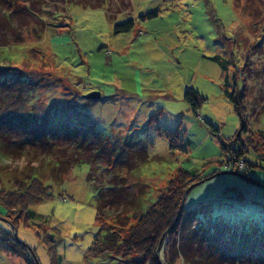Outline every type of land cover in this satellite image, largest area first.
<instances>
[{"label": "rangeland", "instance_id": "374dc122", "mask_svg": "<svg viewBox=\"0 0 264 264\" xmlns=\"http://www.w3.org/2000/svg\"><path fill=\"white\" fill-rule=\"evenodd\" d=\"M98 1L97 7L21 1L16 15H34L32 23L23 40L0 47L1 66L26 81L23 91L31 89L17 98L11 93L19 86L0 91L7 99L3 110L22 112L36 124L49 111L71 125L78 118L86 142L101 139L111 159L104 167L96 147L65 160L56 153L0 156V246L23 250V242L28 250L23 256L0 252V264H130L114 251L93 249L120 243L134 216L159 196L178 197L173 180L180 169L191 174L185 186L196 182L180 195V206L199 221L210 215L235 227L219 237L222 245L232 238L258 248L264 241V0ZM127 20L132 28L116 32ZM216 56L224 67L210 58ZM190 88L203 96L196 111L184 98ZM225 88L243 108L247 130L238 138L239 116ZM92 91L100 97L84 96ZM33 121L32 132L18 126L16 139L5 144L11 148L34 135ZM30 177L52 195L26 212L20 205L6 208L8 191H20ZM110 192L135 201L136 209L109 207ZM248 229L261 231L260 243L257 235L244 240L237 234ZM194 263L209 264L206 257L183 255L174 262Z\"/></svg>", "mask_w": 264, "mask_h": 264}, {"label": "trees", "instance_id": "16d2710c", "mask_svg": "<svg viewBox=\"0 0 264 264\" xmlns=\"http://www.w3.org/2000/svg\"><path fill=\"white\" fill-rule=\"evenodd\" d=\"M21 1L24 0H0V47L23 40L24 31L27 32L25 28L32 23L31 19L33 17L31 16L34 15H26L27 13L24 15L23 12L16 15V13L20 11L15 9L19 7ZM25 1L33 6H35V4L40 5L41 2L45 3V0ZM68 1L91 7H97L103 2L98 0L95 2H92L93 0ZM237 2H239V0H237ZM156 13V11L150 12L146 15H141V17L152 16ZM13 22L20 23V27L17 28L16 25L14 27L12 24ZM42 24L43 22L40 23L39 30L44 29V25ZM132 26V21L127 20L116 24L115 31H128ZM33 28L37 29L38 26H34ZM210 58L218 61L224 67L225 63L217 56ZM11 69V66H1L0 63V91H3L5 88H10L9 86H19V91L15 93L12 92V95H10L14 98H17L21 94L24 96L31 89L27 87L26 90L23 91V88L20 87H22V83L26 81L21 80L16 75H12L13 72ZM224 92L230 100L235 103L236 111L239 116L240 127L235 135V138H238L240 132H246L247 130L244 124L243 108L235 99L234 93H230L226 88ZM5 97L6 96L2 94L0 95V140L3 145V149H0L1 157H11L10 154L21 153H30V155H32L31 158H34L35 155L38 158L40 156L46 157V155L54 157L56 153L57 157L54 158H58L59 160H65L67 158L75 159V157H73L75 154L81 153L82 155L84 154L83 156L89 155V150L96 147L97 157L102 159L100 162L103 163L104 167L110 164L111 159L108 158L107 154L109 149H106L105 143L101 139H96V145L93 141L86 142L85 132L82 128L84 125L81 123L78 124V118H76L74 114L71 113L73 118L77 120L73 125L70 124L71 120H67L66 117L61 116L59 112L52 117L49 113L51 111L44 113V117L40 120L42 124H36V122L30 120L29 117L25 116L22 112L9 113L10 111L7 112L3 110L4 108L2 105L7 100ZM184 98L189 103L190 108L196 111L203 96L197 90L190 88L185 93ZM62 107L63 108H60L62 110L67 108L66 106ZM32 121L34 122L33 126L35 129L33 130L35 134H26L27 139H20L18 143H15L16 145L18 144V147H15L14 144L9 148L3 140L8 139L12 144V140L16 137L15 134L17 133L18 126H22L24 129L26 128V132H32L31 128H27L29 122ZM80 122L83 121L80 120ZM4 124L7 126L5 130L2 129ZM57 128H61V132H55ZM259 142L264 144V142ZM58 143L60 145L59 147ZM234 151L233 160L237 161V158L241 155V150L238 148ZM178 171L179 175L173 180H177L176 184L179 187L177 188L178 197H176L174 193L164 196L161 195L162 197L159 196L153 206H150V208L143 213H138L134 216L136 219L135 222L131 223L127 232L120 237V243H116L113 246H106L105 248L96 246L93 249L94 253L101 254L114 251L116 254H121L126 258V261H129L130 264H174L177 257L181 255L187 257L189 260H193L194 256L198 258L206 257L208 258L209 264H264V241L260 243V238H258V236L260 237L259 234L261 231L258 232L256 230L257 241L260 243L258 248L256 247V243L255 247H248L243 243V240L232 238L226 240V243L224 242L222 245V238L219 239V237L227 231L235 233V227L210 215H208L204 221H199L194 210L185 209L183 206L180 208V199L187 187L184 183L191 178V174L185 169H180ZM23 184L24 186L20 191L10 190L7 193L9 198H1L6 208L20 205L24 207L26 212L30 205L41 202L52 195L50 188L36 177H30V180L23 182ZM181 194L182 196L180 197ZM109 203V207L113 204L117 209L120 208L123 212L133 211L137 207L135 201L129 204L126 198H123L120 194L115 192L112 194L110 192ZM122 209L126 210L124 211ZM194 218L197 224L195 223L192 227L188 226ZM120 221L123 222L124 220L120 219ZM124 222H126V220ZM184 229L188 231V233L180 237V232ZM254 231L255 229L240 230L237 231V234L240 235V237H244L245 240L247 236H256ZM242 234L245 235L241 236ZM22 244L23 250L28 251L25 244L23 242ZM166 245L169 249L171 248L169 253L165 250ZM23 250L15 248L13 244L5 242H2L0 246V252H7L12 255L23 256L25 254ZM49 250H51V248H49ZM240 257H242V259L237 260ZM193 262L196 261L194 260Z\"/></svg>", "mask_w": 264, "mask_h": 264}, {"label": "water", "instance_id": "95a60500", "mask_svg": "<svg viewBox=\"0 0 264 264\" xmlns=\"http://www.w3.org/2000/svg\"><path fill=\"white\" fill-rule=\"evenodd\" d=\"M84 96H86V97H88V98H94V99H96V98H99V97H100V93H99V91H92V92H90V93L85 94ZM194 184H196V182L193 183V184H191L190 186L187 187V189H186V191H185V194L188 192V190H189ZM184 197H185V196H184ZM184 197H183V200H184ZM180 208H181V206H180ZM160 242H161V240H160Z\"/></svg>", "mask_w": 264, "mask_h": 264}]
</instances>
